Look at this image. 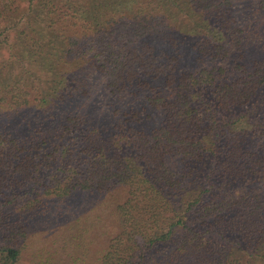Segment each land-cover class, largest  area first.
I'll use <instances>...</instances> for the list:
<instances>
[{
  "label": "trees",
  "instance_id": "16d2710c",
  "mask_svg": "<svg viewBox=\"0 0 264 264\" xmlns=\"http://www.w3.org/2000/svg\"><path fill=\"white\" fill-rule=\"evenodd\" d=\"M37 218L35 264H264V0H0V264Z\"/></svg>",
  "mask_w": 264,
  "mask_h": 264
},
{
  "label": "rangeland",
  "instance_id": "374dc122",
  "mask_svg": "<svg viewBox=\"0 0 264 264\" xmlns=\"http://www.w3.org/2000/svg\"><path fill=\"white\" fill-rule=\"evenodd\" d=\"M95 216H99V222L97 225L98 226L97 232L96 234H94L95 237L93 238V243L91 244L90 247L98 249L99 245L102 247L106 242L104 238L105 234L103 235V231L107 226L106 217L108 219V214L104 209V207L101 206L97 208V212L93 215V217ZM58 223H59L58 225L57 224L54 225L52 224V222L46 223L45 219H39V218L34 220V225L37 227L36 229L40 230V233L36 235L34 234V236L32 237L30 236V239L28 240V245L22 253V260H21L22 264H35L36 262L33 261L34 259L33 254L34 252H36L35 250L37 249V247L40 245L42 247L45 245H53L52 240L55 239L54 237L65 232L68 229L67 227L70 225L69 223H66L64 225L63 223L60 222ZM65 227L66 229H64ZM36 229L34 228L33 232H35ZM53 246L57 247V245H53ZM55 248L52 250L53 252L52 254L50 255L45 254V257H51L52 260L59 261V264H74L72 256L70 257L68 253H62V252H61L62 254L56 253ZM57 261L56 264H58ZM79 264H83V263L79 262Z\"/></svg>",
  "mask_w": 264,
  "mask_h": 264
}]
</instances>
